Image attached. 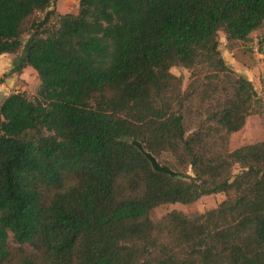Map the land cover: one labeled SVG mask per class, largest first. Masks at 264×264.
<instances>
[{"label":"trees","instance_id":"trees-1","mask_svg":"<svg viewBox=\"0 0 264 264\" xmlns=\"http://www.w3.org/2000/svg\"><path fill=\"white\" fill-rule=\"evenodd\" d=\"M54 2L0 0V55L31 34L39 79L0 104V264H264V139L229 148L264 96L219 48L264 26V0Z\"/></svg>","mask_w":264,"mask_h":264},{"label":"crops","instance_id":"crops-1","mask_svg":"<svg viewBox=\"0 0 264 264\" xmlns=\"http://www.w3.org/2000/svg\"><path fill=\"white\" fill-rule=\"evenodd\" d=\"M219 41V48L224 59L236 72L247 77L253 83L260 96H264V56L254 51L256 44L260 46V49L262 48L264 41V26L253 31L247 40L235 41L231 47H228V41L224 33L219 32ZM26 50L16 54L0 55V104L5 97L12 93L10 88L16 84H24V81H22V79L18 80V78L27 74L37 75L36 71L30 65L26 64ZM24 87L25 86H21L20 89H24ZM252 116L254 115L249 116L244 127L235 133L247 129L249 119L252 118ZM258 119L257 121L260 124V118L258 117ZM257 132L262 135L264 139V126L263 129H259ZM249 133L248 131V137L246 138H249Z\"/></svg>","mask_w":264,"mask_h":264},{"label":"rangeland","instance_id":"rangeland-1","mask_svg":"<svg viewBox=\"0 0 264 264\" xmlns=\"http://www.w3.org/2000/svg\"><path fill=\"white\" fill-rule=\"evenodd\" d=\"M52 9L56 10L59 13H75L77 12L78 9V0H55L54 4L51 6ZM43 14L39 13L38 16L42 17ZM220 33H223L220 31ZM31 42V34H28L24 37L23 40V48L19 51L21 53L22 51H25L28 48V45ZM172 73H174L177 76H182L183 77V88L186 87V84L188 82V77H189V72L185 68L179 67V66H174L171 68ZM24 81V84L18 85L16 84L10 90L12 92H17V91H23L26 92L29 96H33L36 93L37 87L39 85V79L37 75H23V77L18 78V80ZM21 86H25L24 89H20ZM259 120L257 115L252 116V118L249 119L247 129L244 131H241L239 133L232 134L230 136V144L229 148L230 149H235L241 145L244 144H250L254 143L257 141H260L263 139V136L258 134L257 130L263 129V124H260L257 121ZM262 124V125H261ZM262 126V127H260ZM248 131L249 133V138L248 137ZM164 160L166 162H171V158L169 156H164ZM154 166L159 169H163L160 167L156 162H154ZM240 169L236 167L234 169V173H238ZM188 173H191V169H188ZM225 195L223 193H213V194H208L202 196L200 199H198L196 202L191 203V204H182V203H172V204H164L161 206H158L152 210L153 217L155 219H160L164 215H166L168 212L172 210H179L184 212L185 214L189 216H195L200 213H203L207 210L213 209L217 206V204L223 200ZM9 241L11 245L14 247V243L12 242L11 236L9 238ZM24 250L29 253V254H38L35 250L32 249L31 246L28 245H23Z\"/></svg>","mask_w":264,"mask_h":264},{"label":"built area","instance_id":"built-area-1","mask_svg":"<svg viewBox=\"0 0 264 264\" xmlns=\"http://www.w3.org/2000/svg\"><path fill=\"white\" fill-rule=\"evenodd\" d=\"M254 51L257 53H260L262 56H264V41L262 44V48L260 49V46L258 44H256Z\"/></svg>","mask_w":264,"mask_h":264}]
</instances>
